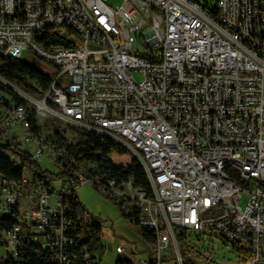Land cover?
Wrapping results in <instances>:
<instances>
[{
    "label": "built area",
    "instance_id": "2783aa9c",
    "mask_svg": "<svg viewBox=\"0 0 264 264\" xmlns=\"http://www.w3.org/2000/svg\"><path fill=\"white\" fill-rule=\"evenodd\" d=\"M211 7L196 0H0V58L31 50L27 61L39 59L38 68L52 75L46 90L32 83L34 92L0 75L26 102L0 90V146L33 145L32 159L48 157L68 186L55 191L35 172L28 176L27 165L19 178L0 176L7 255L102 264V254L76 243L85 237L75 238L65 203L96 181L128 219L156 235L146 258L118 245L116 264H184L177 229L187 239L190 231L219 236L240 263L264 264V0H215V14ZM139 40L147 53L135 48ZM56 121L131 151L152 194L132 178L93 179L83 165L67 167L49 138ZM5 216L17 220L10 230L2 227Z\"/></svg>",
    "mask_w": 264,
    "mask_h": 264
},
{
    "label": "trees",
    "instance_id": "16d2710c",
    "mask_svg": "<svg viewBox=\"0 0 264 264\" xmlns=\"http://www.w3.org/2000/svg\"><path fill=\"white\" fill-rule=\"evenodd\" d=\"M197 1V0H196ZM198 2V1H197ZM205 7L212 6V12L215 14L214 5H203ZM53 30L49 28L47 35L51 34ZM0 75L4 78L17 83L21 87L28 91L34 92L35 88L32 83L40 85L42 90L48 89L52 75L48 72L43 71L32 63L19 59L12 58H0ZM0 90H4L11 94L12 99L19 103H26L18 95H16L11 89L5 87L0 82ZM31 122L35 123V117L33 109L30 108ZM40 129L48 131L46 127L38 126ZM67 128H71L75 136L72 141H69L66 133ZM63 128L60 122H54L53 132L49 134V138L54 142L56 148L63 149L64 155L61 157L67 167L69 166H85L88 171L87 173L93 179L101 177L103 179H116L118 181L128 180L132 178L135 185L145 189L149 195L152 194V188L150 182L145 174L143 166L134 159L128 166H118L111 160V155L114 153L123 154L126 149L123 145L115 141L109 136L99 134L89 130H83L76 126H68ZM37 128L35 129V131ZM67 131V132H66ZM33 166L35 174L39 181L44 185H49L45 180V175L41 171V167L37 163V160L32 159V154L29 150L22 148L18 150L15 145H2L0 146V176L7 178H19L23 176L24 166ZM65 173L61 172L60 175L64 176ZM96 185V181L93 183ZM106 196V195H105ZM109 198L108 196H106ZM111 199V198H110ZM113 200V199H112ZM120 207V204L114 200ZM67 216L76 225V231L74 234L75 238L79 235H83L85 239L83 241H76L79 247L84 245L88 246L92 253L98 252L103 255L104 250L100 245L102 227L92 220L88 225H83L79 222V218L83 219L87 217L84 214L83 205L78 201L75 193H71L65 199ZM121 209V207H120ZM127 217V216H126ZM128 218V217H127ZM2 227L10 230L16 223V218L5 216ZM137 224V218L135 219ZM75 227V226H74ZM73 226L70 228H74ZM143 238L151 245L156 240L154 231L150 229H140ZM177 239L183 254L184 264H195L193 260L185 258V251L190 249L188 247V239L185 230L177 229ZM0 243L3 241L0 238ZM0 264H55L50 260L47 254L43 256H34L33 252L30 255L23 256L22 260L16 262L13 257L7 255Z\"/></svg>",
    "mask_w": 264,
    "mask_h": 264
},
{
    "label": "rangeland",
    "instance_id": "374dc122",
    "mask_svg": "<svg viewBox=\"0 0 264 264\" xmlns=\"http://www.w3.org/2000/svg\"><path fill=\"white\" fill-rule=\"evenodd\" d=\"M202 5H214L215 0H197ZM110 5H121L124 0H108ZM135 48L141 52L147 53V50L141 40L137 41ZM32 55L31 50H25L21 56L22 60H29ZM30 62L41 67L42 62L39 59H32ZM137 79H141L140 74H136ZM67 128V125H63ZM66 136L69 141L74 139V132L71 128H67ZM22 148L31 152L35 151L33 145L23 144ZM135 159V155L131 151L123 154L114 153L111 160L118 166H128ZM37 163L41 167V171L45 172V180L51 185V188L57 192H64L68 186H65L61 178H58V168L46 156L37 158ZM33 166L26 170L28 176H32ZM75 195L78 201L83 205L84 214L94 223L102 227L100 245L103 247L102 264H116L118 256L116 247L122 245L128 253L134 255L136 259L148 257V248L151 244L143 238L140 228L128 219L119 205L112 199L107 198L99 191L93 183H84L76 188ZM247 196L243 197L242 205L244 206ZM188 247H193L185 251V258L193 260L195 264H243L240 263L237 254L231 251L229 246L221 237L213 236L210 233L201 234L200 232H189ZM173 251L172 246L167 250V254ZM97 253V252H96ZM166 253V252H165ZM98 254V253H97ZM7 257V248L0 243V262ZM163 264H173V260H165Z\"/></svg>",
    "mask_w": 264,
    "mask_h": 264
}]
</instances>
